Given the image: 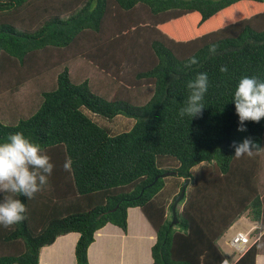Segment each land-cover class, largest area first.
I'll return each mask as SVG.
<instances>
[{
  "label": "trees",
  "instance_id": "16d2710c",
  "mask_svg": "<svg viewBox=\"0 0 264 264\" xmlns=\"http://www.w3.org/2000/svg\"><path fill=\"white\" fill-rule=\"evenodd\" d=\"M213 43L218 47L210 55ZM192 56L199 63L186 69ZM75 58L110 76L116 95H97L88 78L73 81ZM122 65L130 69L122 73ZM54 67L60 68L55 84L41 90L31 114L13 123L0 119V143L22 132L54 165L33 199L15 196L26 219L0 226V264H39L40 249L68 232L79 234L76 264H89L95 232L107 223L126 232L131 207L155 232L153 264H255L264 254V233L240 255L225 252L219 240L243 214L258 223L249 240L264 230L258 178L264 151L237 159L231 147L250 137L264 148V119L246 121L247 131L238 132L232 101L242 77L264 80V0H0V79L14 76L16 89ZM201 72L209 80L205 108L181 119L186 84ZM133 87H150L151 95L135 103L127 95ZM83 108L135 122L110 133ZM163 156L178 164L159 166ZM69 158L71 172L63 168ZM169 171L190 186L176 205L175 223L172 203L181 185L168 207L156 198Z\"/></svg>",
  "mask_w": 264,
  "mask_h": 264
},
{
  "label": "clouds",
  "instance_id": "9594fccd",
  "mask_svg": "<svg viewBox=\"0 0 264 264\" xmlns=\"http://www.w3.org/2000/svg\"><path fill=\"white\" fill-rule=\"evenodd\" d=\"M218 45L210 44L209 53L214 55ZM199 61L195 56L189 57L185 68L190 69ZM220 71L227 73V66H221ZM188 97L184 106L179 108L178 116L199 117L202 115L204 97L208 91L209 80L207 73H198L194 79L186 84ZM232 101L235 113L238 116V132L247 131L246 121L258 123L264 119V80L255 76L242 77L234 91ZM235 157H252L264 151L250 137L244 138L239 144L233 142ZM71 159L63 165L65 171L71 172ZM54 165L50 157L43 152L40 145L33 143L22 132L9 134L5 142L0 143V226L9 228L26 219V206L21 199L15 198L17 194L26 199H33L48 184V177L52 174Z\"/></svg>",
  "mask_w": 264,
  "mask_h": 264
},
{
  "label": "rangeland",
  "instance_id": "374dc122",
  "mask_svg": "<svg viewBox=\"0 0 264 264\" xmlns=\"http://www.w3.org/2000/svg\"><path fill=\"white\" fill-rule=\"evenodd\" d=\"M129 69L130 67L128 65H122L120 71L125 73ZM59 70V67L51 68L46 73L38 74L33 78L25 80L16 89H13L15 84L14 76L11 77V75L8 74L1 78L0 119L13 123L19 117H26L31 114L40 102L41 90L49 89L54 86L56 75ZM69 73L72 80L75 82L88 78L91 83V90L101 97L110 99L111 96H114L117 93L118 85L112 80V78L83 59H73L69 63ZM11 78H13V85L10 84ZM129 89L130 90L127 91V95H130L131 99L135 103H143L152 92L150 87H133ZM83 111L100 126L107 128L110 133L114 134L129 130L135 122L133 118L126 117L124 115H117L115 117L108 118L94 114L85 108H83ZM158 162V165L163 168H174L178 164L177 160L168 156L160 157ZM262 163L264 167V153L262 154ZM185 181L186 179L180 182V179L174 175H165L164 186L156 198L159 201H166L165 204L168 207L172 197L178 190V185H182ZM187 185L190 188L189 181L187 182ZM181 199L179 201H181ZM181 205L179 206V209H181ZM246 228L247 226L241 222L235 223L220 239L219 244L221 248L228 253L234 252L229 246V240L238 232L246 233L244 232ZM251 240H253V238L249 240V244L251 243Z\"/></svg>",
  "mask_w": 264,
  "mask_h": 264
},
{
  "label": "crops",
  "instance_id": "0c3cea01",
  "mask_svg": "<svg viewBox=\"0 0 264 264\" xmlns=\"http://www.w3.org/2000/svg\"><path fill=\"white\" fill-rule=\"evenodd\" d=\"M258 178L260 193L264 197L263 164L258 169ZM160 202L166 206V201ZM237 222L247 226L244 231L246 233L258 227V223L247 214L237 218L230 227ZM262 233L264 230L257 233L252 241L257 240ZM78 236L77 232H68L57 236L51 244L43 246L39 252V264H76L74 247ZM154 241L155 232L141 210L131 207L127 210L126 232L110 223L95 232L87 252L88 261L89 264H153L150 250ZM255 264H264V254L256 256Z\"/></svg>",
  "mask_w": 264,
  "mask_h": 264
},
{
  "label": "built area",
  "instance_id": "2783aa9c",
  "mask_svg": "<svg viewBox=\"0 0 264 264\" xmlns=\"http://www.w3.org/2000/svg\"><path fill=\"white\" fill-rule=\"evenodd\" d=\"M229 246L237 253V255L244 253L249 246L248 233L238 232L233 235L229 240ZM220 264H232V262L225 259Z\"/></svg>",
  "mask_w": 264,
  "mask_h": 264
},
{
  "label": "water",
  "instance_id": "95a60500",
  "mask_svg": "<svg viewBox=\"0 0 264 264\" xmlns=\"http://www.w3.org/2000/svg\"><path fill=\"white\" fill-rule=\"evenodd\" d=\"M165 174H176V171L165 172L164 175ZM187 182H188V179H186V181L181 185V188H180L178 195L173 200V203H172V213H173L172 223L176 222L175 208H176L177 203L179 202V200L183 197V195L185 193V188H186Z\"/></svg>",
  "mask_w": 264,
  "mask_h": 264
}]
</instances>
